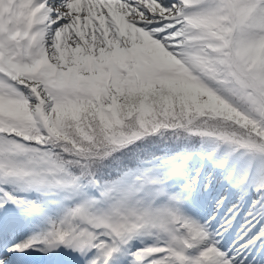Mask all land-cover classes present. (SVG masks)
Segmentation results:
<instances>
[{
	"label": "snow or ice",
	"instance_id": "snow-or-ice-1",
	"mask_svg": "<svg viewBox=\"0 0 264 264\" xmlns=\"http://www.w3.org/2000/svg\"><path fill=\"white\" fill-rule=\"evenodd\" d=\"M0 264H264V0H0Z\"/></svg>",
	"mask_w": 264,
	"mask_h": 264
}]
</instances>
